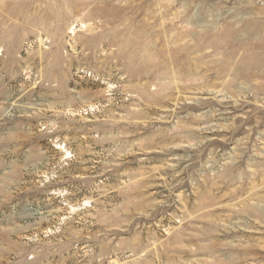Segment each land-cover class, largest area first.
<instances>
[{"label": "rangeland", "instance_id": "1", "mask_svg": "<svg viewBox=\"0 0 264 264\" xmlns=\"http://www.w3.org/2000/svg\"><path fill=\"white\" fill-rule=\"evenodd\" d=\"M262 39L264 0H0V264H264Z\"/></svg>", "mask_w": 264, "mask_h": 264}, {"label": "bare ground", "instance_id": "2", "mask_svg": "<svg viewBox=\"0 0 264 264\" xmlns=\"http://www.w3.org/2000/svg\"><path fill=\"white\" fill-rule=\"evenodd\" d=\"M260 47H263L264 48V39H262V42H260ZM232 46H237V44L233 41V44H232ZM244 50V49H243ZM245 51V50H244ZM262 59V58H261ZM261 59H259L260 61H261ZM262 60H264V59H262Z\"/></svg>", "mask_w": 264, "mask_h": 264}]
</instances>
